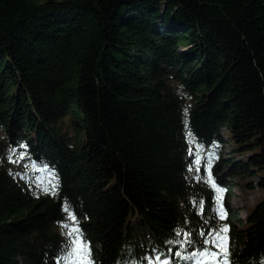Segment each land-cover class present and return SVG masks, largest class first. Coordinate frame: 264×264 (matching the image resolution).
<instances>
[{
    "label": "trees",
    "instance_id": "trees-1",
    "mask_svg": "<svg viewBox=\"0 0 264 264\" xmlns=\"http://www.w3.org/2000/svg\"><path fill=\"white\" fill-rule=\"evenodd\" d=\"M236 177L264 192V0H0V264L72 227L91 264H199L224 227L264 264V196L218 213Z\"/></svg>",
    "mask_w": 264,
    "mask_h": 264
},
{
    "label": "snow or ice",
    "instance_id": "snow-or-ice-1",
    "mask_svg": "<svg viewBox=\"0 0 264 264\" xmlns=\"http://www.w3.org/2000/svg\"><path fill=\"white\" fill-rule=\"evenodd\" d=\"M197 163H199V160H197ZM209 180L211 181V176H209ZM52 187L54 190L55 185H53ZM213 187L216 189L218 193L222 192V189L216 187L215 183H213ZM44 191H48V188H45ZM201 210L203 211L202 205H201ZM65 211L68 213V220L71 222V225H75L76 217L71 212L70 207H66ZM218 213L220 215V218L224 219L223 204L219 197H218ZM64 227L67 229L70 227V224H65ZM227 231H228L227 227H224L215 234L213 233L201 234V235H210V236L214 235L215 239L213 241H206V243L210 244V248L201 251L200 253L201 259L199 261V264H210L211 261L217 260V258L221 256L224 258V264H228L229 257L227 255V247L226 244L223 243V240L226 238H223L221 236V233H227ZM176 235L177 236L181 235V232L178 231ZM67 236L69 238V243L64 249V255H62L60 260L57 261V264H91V261L89 259L90 250L87 244L85 243L82 234L79 232V229L77 227H72V230L67 233ZM168 243L171 244L172 241H168ZM211 248H219L221 249V251L220 252L212 251ZM175 255L180 256L181 253L177 251L175 252ZM191 255L195 257L197 254L192 253ZM146 264H169V261L166 259H162L160 255H154L152 259H149L146 262Z\"/></svg>",
    "mask_w": 264,
    "mask_h": 264
},
{
    "label": "rangeland",
    "instance_id": "rangeland-1",
    "mask_svg": "<svg viewBox=\"0 0 264 264\" xmlns=\"http://www.w3.org/2000/svg\"><path fill=\"white\" fill-rule=\"evenodd\" d=\"M224 148L225 150L222 152V156L225 157L226 151L230 149V145L226 140L224 142ZM233 181L236 182V186L231 189V193L225 195L222 190V192H217V198L219 197L221 199L223 205L228 204L230 208L240 210L241 215L244 217L252 204L264 196V192L254 185L255 178H253V187L249 189L244 187L246 179L236 177ZM210 264H217V262L215 261Z\"/></svg>",
    "mask_w": 264,
    "mask_h": 264
}]
</instances>
